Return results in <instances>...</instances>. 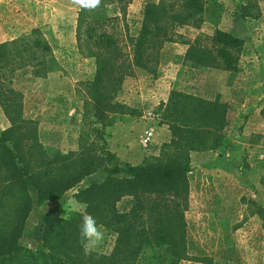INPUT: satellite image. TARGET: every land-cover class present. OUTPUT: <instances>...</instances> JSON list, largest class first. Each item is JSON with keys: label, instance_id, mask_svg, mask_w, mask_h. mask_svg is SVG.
Instances as JSON below:
<instances>
[{"label": "trees", "instance_id": "trees-1", "mask_svg": "<svg viewBox=\"0 0 264 264\" xmlns=\"http://www.w3.org/2000/svg\"><path fill=\"white\" fill-rule=\"evenodd\" d=\"M136 1L81 0L76 37L95 70L87 86L76 151H49L41 141L39 122L24 116V94L13 88L21 69L42 68L43 79L59 71L50 43L34 29L31 35L0 44V107L10 122L0 132V264H221L208 256L190 257L186 213L191 154L229 147V105L220 95L206 99L178 90L171 91L158 109L160 124L171 134L158 156H147L138 166L114 167L104 181L80 189L74 199L82 210L63 217L59 207L50 209L39 231L42 251L20 244L33 211L31 189L40 206L57 202L116 163L106 131L117 115L136 116L118 100L124 82L136 69L156 77L161 52L166 44L177 43L180 29L214 27L207 46L200 38L184 43L189 46L185 63L233 74L241 71L245 40L219 28L226 13L220 0L148 3L138 36H131L125 24L124 42L115 32L116 24ZM239 12V19L258 18L248 7ZM123 200L129 206L121 209ZM255 210L264 229V208L255 204ZM88 215L97 221L103 239L86 254L80 228Z\"/></svg>", "mask_w": 264, "mask_h": 264}, {"label": "rangeland", "instance_id": "rangeland-1", "mask_svg": "<svg viewBox=\"0 0 264 264\" xmlns=\"http://www.w3.org/2000/svg\"><path fill=\"white\" fill-rule=\"evenodd\" d=\"M220 1L224 4L226 13L219 28L245 40L242 57L253 55L261 58L264 55V0ZM157 2L159 0H138L128 7L125 19L120 20L115 29L123 41L125 24L131 36H138L145 5ZM80 6L81 0H0V42L31 35L34 29H39L42 38L47 40L54 50L53 55L60 64L59 71L50 73L41 81L42 68L21 69L15 74L13 88L22 92L25 97L29 87L46 85L51 102L65 103L68 100V103L76 108L81 107L83 115L87 86L95 66L93 60L86 58L87 50L78 45L76 28ZM242 7L250 8V12L258 15V18L239 19ZM213 33L214 27L211 25H204L199 30L191 27L180 29L177 43L164 46L156 77L136 69L134 75L125 80L123 91L118 96V100L126 103L136 116L117 115L116 123L125 116L136 119L147 116L160 122L158 109L162 103L168 101L173 90L184 92L181 89L185 87L196 91L204 89L206 96H209V92L212 95L216 93L214 89L218 84L226 87L242 84L243 70L233 74L212 69L214 71L210 72L211 75L204 72L196 74L193 71L201 68L184 62L189 48L184 43H193L200 38L207 46L206 40ZM124 42L122 45L125 48ZM83 49L85 53L82 52ZM248 60L243 61L244 65H241L240 61L239 66H244L246 70L250 68L251 72L255 71L257 64ZM252 65L255 66L251 68ZM26 69L29 72L26 73ZM199 76H204L202 80H208L206 84L209 88L202 87L201 84L199 86V81H195ZM34 94H31V101H34ZM24 116L28 118L25 106ZM68 118L71 119L72 116ZM63 136L64 134H61L58 137L64 139ZM43 137L42 143L49 151L57 150L52 135L47 132ZM227 141L229 147L226 150H218L225 153L226 159L214 158L208 163L198 164L190 173V209L186 213L189 254L193 258L212 257L221 264H264V229L255 210V204L264 208V150L255 154L245 150L240 156L231 159L227 154L230 141ZM81 187L83 185H79L58 201V204H54V207L61 209L63 217H67L72 211L83 209L74 199ZM31 195L33 211L27 220L20 244L42 251L39 231L50 209L46 210V207L39 205L35 190L31 189ZM128 206V200H123L120 204L121 209ZM183 264L197 263L186 261Z\"/></svg>", "mask_w": 264, "mask_h": 264}, {"label": "crops", "instance_id": "crops-1", "mask_svg": "<svg viewBox=\"0 0 264 264\" xmlns=\"http://www.w3.org/2000/svg\"><path fill=\"white\" fill-rule=\"evenodd\" d=\"M7 41L3 40L0 43ZM244 60H248L252 64L256 63L258 68L251 72L249 71L250 68L246 70L244 66L240 67V70H243L242 84H234L233 87L218 84L217 88L214 89L216 93L212 95L209 92V96H206L204 89H201V91H196L189 87L181 89L186 93L207 99H212L213 96L215 97L220 94L221 100L229 105V126L226 130V137L230 141V148L227 154L230 155L229 158L231 159L240 156L245 150L251 154L259 151L263 152L264 150V55L261 58L254 57L253 55L245 58V55H243L241 65L244 63ZM254 66L252 65L251 68ZM213 71L212 69L201 68L193 71V73L200 74V72H204L208 75ZM201 78H204V76L197 77L195 81H199V86L201 84L202 87L209 88L206 84L208 80H202ZM41 81H44V79ZM32 93H35L33 96L34 101H31ZM47 94H49V90L46 85L38 88L29 87L27 89L24 102L27 117L39 122L41 141L44 138L43 134L48 132V135H52L55 141L54 146L57 150L64 152L76 151L78 149V138L81 129V107L76 108L74 105L69 104L68 100L65 103L60 102L55 104L49 100ZM71 116V119L68 118ZM9 127L10 122L0 107V132ZM61 134H64L63 138L65 140L58 137ZM106 138L110 151L116 155L117 161L113 166L105 167L95 175L87 178L80 184L81 186L83 185L81 189L104 181L114 167H123L126 164L138 166L143 163L146 155H158L161 147L171 140V134L168 126L161 125L158 120L147 116L140 119L125 116L121 117L114 126L107 129ZM146 140L148 142L145 146L144 142ZM221 154L220 151L192 153L191 167L194 169L198 164L208 163L214 158L215 160L222 158L220 157ZM54 204H58V201L46 202L43 204V207L49 210L56 206Z\"/></svg>", "mask_w": 264, "mask_h": 264}, {"label": "clouds", "instance_id": "clouds-1", "mask_svg": "<svg viewBox=\"0 0 264 264\" xmlns=\"http://www.w3.org/2000/svg\"><path fill=\"white\" fill-rule=\"evenodd\" d=\"M102 239L103 233L95 218L90 215L84 216L80 228V244L85 253L93 251Z\"/></svg>", "mask_w": 264, "mask_h": 264}, {"label": "built area", "instance_id": "built-area-1", "mask_svg": "<svg viewBox=\"0 0 264 264\" xmlns=\"http://www.w3.org/2000/svg\"><path fill=\"white\" fill-rule=\"evenodd\" d=\"M147 142H148V140H146V141L144 142V145H145V146H146Z\"/></svg>", "mask_w": 264, "mask_h": 264}]
</instances>
